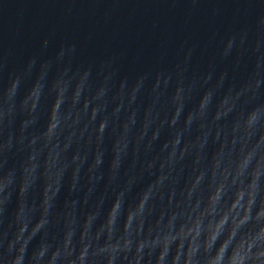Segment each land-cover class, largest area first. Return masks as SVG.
Listing matches in <instances>:
<instances>
[{"label":"water","instance_id":"1","mask_svg":"<svg viewBox=\"0 0 264 264\" xmlns=\"http://www.w3.org/2000/svg\"><path fill=\"white\" fill-rule=\"evenodd\" d=\"M258 64L255 98L230 100L234 110L215 119L222 98L252 79ZM57 97V127L46 135ZM261 101L264 0H0V264L16 255L22 264H80L82 251L84 264H157L162 252V264L177 253L176 264H184L191 236L182 248L178 237L165 249L164 238L194 226L223 180L217 212L201 217L196 238L195 259L206 264L216 250L203 247L209 220L258 162L264 194V140L236 134L234 141L231 131L240 109ZM42 214L46 223L31 236Z\"/></svg>","mask_w":264,"mask_h":264},{"label":"clouds","instance_id":"2","mask_svg":"<svg viewBox=\"0 0 264 264\" xmlns=\"http://www.w3.org/2000/svg\"><path fill=\"white\" fill-rule=\"evenodd\" d=\"M233 41L229 39L227 47L231 48ZM69 51H74V46H72ZM64 55L63 49L59 53V56L62 57ZM187 58V57H186ZM259 64L257 65L256 71L253 73V78L250 79L243 87L239 90H235L233 94V90L230 89L229 94L225 95L220 101V107L215 112V119H220L222 115H228L235 108V104H230V100L238 101L241 96L245 93H252V97L255 98L257 95L260 86H261V78L259 72ZM90 75V70H85L83 72L82 80L87 78ZM13 87L16 86L17 80H13ZM180 88H177V97L180 92ZM80 86H77L76 89V98L80 95ZM101 93L103 92V88H101ZM211 93L205 92L204 96L201 99L199 109L200 113L204 115V108L209 102ZM61 104V98L57 97L54 105H53V119L49 124L46 135H50L53 130L57 127L56 122V112ZM88 101L85 100V107H87ZM228 105V107H224ZM97 109L94 107L92 109L93 115H95ZM180 109H176V115L172 117L171 124H176V116L179 114ZM193 120V114L190 112L186 118V125L191 124ZM106 126L105 121H101L99 124V131L103 132ZM203 127V124L201 125ZM233 135V139L235 141L236 134H240V139L245 140L246 137L255 136L257 143L261 140H264V101L260 103L253 104L249 108H241L237 118L233 122V126L231 129ZM158 132L153 133V139L156 138ZM217 137H219V132H217ZM180 133L177 132L175 139L172 140L173 146L179 143ZM167 147V145H165ZM188 146L186 145L184 149L181 150V156H183L184 152L187 150ZM245 145H241V152L244 151ZM252 152L249 151L244 155L242 162L238 165L236 174L233 176L232 183L236 184L237 177L243 174L244 168L248 165V162L252 156ZM175 155V147H173V152L170 153V158ZM97 162H99V157L97 158ZM219 162L217 161V164ZM151 164H149V167ZM261 165L258 162L256 169L252 173L251 179L245 184L243 180L240 181L239 185L236 187L232 197L230 200L225 202V207L219 211L218 216H214L209 220L207 224L208 234L204 239V250L207 252L209 249L215 246V254L209 257L206 260V264H264V194H260L258 180L261 175L260 172ZM224 180H227L229 172L228 169L224 171ZM163 177H161L162 179ZM200 177H197V181H199ZM23 191V188L21 189ZM191 189H189L188 195L191 196ZM225 192V184L222 180L218 183L213 191V193L209 196L210 207L205 209L200 213V216H197L194 220V226L185 227V225H181L179 231L175 234L166 235L164 238L165 241V249H167L168 244L171 241L176 240L178 237L180 239V243L178 244V248H182L184 246L183 240L184 237L191 236V240L188 243L187 247V256L185 258L184 264H198V261L195 259L196 254L200 249V245L196 243V238L201 235V217L205 215V213H216L217 208L215 207L217 203L222 199V196ZM245 197H247L245 199ZM259 197V199H258ZM147 196L141 199L138 209L143 210L145 205V200ZM44 214L47 213V200L44 202ZM256 206V211L253 213V207ZM132 213H129L128 219L131 220ZM46 223V220L42 218L37 222L32 230L31 236H34L37 231L43 227ZM26 225H23L19 229V233L23 234ZM127 227V225H126ZM30 236V238H31ZM221 237H223L221 239ZM20 239V236H17V240ZM25 244H22L19 251L20 253L25 252ZM70 244V240L66 239L64 241V246L67 249ZM47 243L42 242L39 245L37 253L35 255L42 257L47 248ZM85 249L87 245L84 246ZM143 247V243L138 245V250ZM55 255V253H54ZM85 252L82 251L79 255L80 264H84ZM164 258V253L160 254V257L157 261V264H162ZM179 253L174 257L173 264L179 260ZM24 257L23 255H16L7 261V264H22ZM67 264H76V260L68 259ZM108 264H112V259L109 258ZM137 264H139V258H137Z\"/></svg>","mask_w":264,"mask_h":264}]
</instances>
